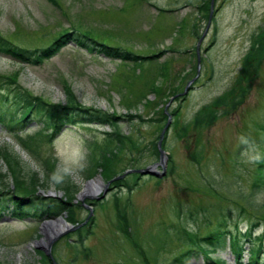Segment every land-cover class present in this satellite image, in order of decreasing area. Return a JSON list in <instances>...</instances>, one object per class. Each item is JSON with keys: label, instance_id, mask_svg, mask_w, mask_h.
<instances>
[{"label": "rangeland", "instance_id": "374dc122", "mask_svg": "<svg viewBox=\"0 0 264 264\" xmlns=\"http://www.w3.org/2000/svg\"><path fill=\"white\" fill-rule=\"evenodd\" d=\"M56 2L0 0V35L22 49L33 50L46 47L61 31L72 32L74 27L105 46L127 52L132 59H112L73 43L40 65L0 54V94L12 96L13 90L21 88L47 103L64 104L66 83L84 107L114 111L124 119L126 114L141 116L147 121H123L121 131L139 142L134 155L142 168L158 161L151 151L165 124L156 122L160 113L172 96L188 88L168 108L172 111L180 106L165 142L167 157L172 158V174L161 180L141 177L131 192L107 191L93 206L86 201L95 203L94 199H84L93 208L92 233L82 244L71 234L76 230L59 236L51 245L57 264H171L192 240L181 227L203 237L219 224L231 231L236 225L242 232L257 224L254 236L263 234L259 264H264V187L253 189L258 168L264 173L259 165L264 153V59L251 89L234 110L220 115L207 129L195 130L191 125L204 105L218 97L231 104L238 96V89L233 90L242 60L253 38L264 30V0L213 1L211 24L199 46V67L195 48L205 32L211 0ZM148 56L154 58H142ZM13 77L15 83H11ZM184 125L188 135L178 138ZM31 126L18 134L29 142L26 148L0 125V149L22 167L25 179L37 173L43 180L46 173L39 160L51 158L57 173L67 174L75 186L73 198L65 196L75 204L88 182L98 177L106 182L100 174L84 180L80 169L88 154L85 140L101 142L103 132H110L108 127L69 126L47 143L38 139L40 129L34 123ZM200 148L204 157L196 165L189 160V153ZM130 157L129 152L116 164L117 170L125 168ZM0 173L5 175L6 188H12L13 180L2 158ZM127 179L133 182L135 178ZM38 195L58 198L65 194L48 182ZM73 210L77 222L86 219L87 208ZM60 217L67 221V214L51 220ZM67 223L80 227L79 223ZM41 227L38 220L2 218L0 264H49L43 257L41 260L42 252L37 249L45 247L40 243L44 239ZM244 248L249 249L246 244ZM192 249L195 254L186 264H211L200 248ZM245 252L240 262L229 250L209 258H219L221 264H247Z\"/></svg>", "mask_w": 264, "mask_h": 264}, {"label": "trees", "instance_id": "16d2710c", "mask_svg": "<svg viewBox=\"0 0 264 264\" xmlns=\"http://www.w3.org/2000/svg\"><path fill=\"white\" fill-rule=\"evenodd\" d=\"M47 1L52 5H57L56 0ZM72 29V32H68L67 30L61 31V33L46 47L33 50L22 49L0 35V54L20 63L40 65L44 61L57 55L68 43H73L75 46L81 47L90 53H101L112 59H119L121 61L132 59L131 55L127 52L120 51L119 48L105 46L88 34L81 33L74 27H72ZM142 58L152 59L154 56ZM263 59L264 30L253 38L242 60L233 90L234 92L237 88L239 92L238 96L233 98L235 101L232 100L231 104H227L226 99L218 97L212 101L211 104L204 105L194 116L191 123L192 128L195 130L199 128L207 129L217 121L220 115L226 116L230 111L234 110L251 89L252 82L258 73L260 63ZM15 81L16 79L13 77L11 83H15ZM64 89L66 94L65 103L56 105L47 103L40 97L33 96L28 91L21 88L13 90L12 96L0 94V125L3 126L8 133L13 134L26 148H29V146H27L29 142H24L25 140L18 136V134L24 133L25 130L32 127L31 125L33 123L40 129L36 132L41 134L38 139L40 141H46L47 143L54 141V139L59 134L63 133L62 131L69 126L108 127L110 132H103L101 142L97 143L90 138L85 140L88 154H86L85 164L80 169V176L84 180H89L95 175L100 174L104 180L108 181L123 173L126 169L140 167V164H137L139 160L135 158L134 155L137 152L139 142L132 140L130 135H126L121 131V123L123 121L131 122L134 119H139L141 122L147 120H144L141 116L131 114L124 115V119V117L118 116L114 111L109 113L93 107H84L77 102L66 83H64ZM226 106H229L230 109H227ZM179 107L169 111L172 117L177 116ZM220 107L223 108L222 112H219ZM160 114L161 118L156 120V122H166L167 116L164 111ZM152 121L153 120H151V122ZM167 133L168 129L162 141V149L165 151ZM187 135L188 127L184 125L181 127L177 137L185 138ZM30 139L31 137H28L27 141ZM157 140L158 137L155 138L151 151V155L155 160H158ZM202 150L203 149L200 148L197 152L189 153V160L196 165L200 164L204 157L201 153ZM129 152L131 157L128 160L127 166L117 170L116 164L128 155ZM8 156L9 153L5 149H0V159L2 158V160L5 161L8 172L13 180V187L6 188V183L3 181L5 175L0 173V187H3L0 188V220L8 216L16 221H25L27 219L42 221L51 217L67 214V221L70 223L80 224L84 221L77 222L74 216L73 208H82L80 203H71L69 200L72 199L65 197L69 195L70 198H73L72 193L76 191V188L70 182V178L67 174L60 175L57 173L53 159L46 158L42 162L36 158L40 161L46 173L43 180L40 179L37 173H32L28 179H25L22 167L19 166L17 162H12ZM168 159L167 176L173 172L171 167V156H168ZM259 165L264 167V153L262 154ZM257 171L258 174L253 184L254 190H259L260 187H264V173L260 168H258ZM130 176L135 177V180H133L134 182H129L127 178H124L114 181L111 186L115 189L121 190L123 188L131 192L138 185L140 178L138 174H131ZM48 182L54 184L55 188L63 191L65 195L62 198L43 197L38 195L37 192L41 188L45 189ZM86 202L93 206L96 205L98 201H95V203ZM93 224L94 219L91 217L84 226L71 234H75L77 236V241L82 244L84 238L91 235ZM256 227L257 224H253L249 229H246L245 232H242L236 225L231 231L224 227H220L219 224L218 227L203 237H199L196 232L181 227L182 232H185V235L188 234L190 240L192 239L189 241L191 244L187 243L183 253L176 257L171 264H186V262L191 259L192 255L195 254L192 247L200 248L201 250L199 251L204 254L211 264H221L219 258H209L211 254H218L226 250H229L238 262L242 261L244 252L247 251V264H259L261 260L260 254L263 251V241L261 239L263 234L261 236H254ZM244 244L249 248L248 250H245ZM39 254L41 260L43 257V259L51 264L49 258L45 257L42 253Z\"/></svg>", "mask_w": 264, "mask_h": 264}, {"label": "water", "instance_id": "95a60500", "mask_svg": "<svg viewBox=\"0 0 264 264\" xmlns=\"http://www.w3.org/2000/svg\"><path fill=\"white\" fill-rule=\"evenodd\" d=\"M212 6H213V0L211 1V8H210L211 10H210L209 19H208V22H207V25H206V28H205V32L201 36V38L199 39L197 47H196L198 65H199V61H200V58H199V44L202 41L206 31L208 30V28L210 26L211 17H212ZM187 90H188V88L185 89L183 94H185L187 92ZM183 94H181V95H183ZM172 100H173V98L165 106V112L166 113H167V107L169 106V104H170V102ZM171 119H172V117L170 115H168L167 122H166L165 126L162 128V130L160 132V135H159V139H158V142H157V148H158V151H159V159H158L157 163H155L153 165H150V166H147V167L142 168V169H136V170L135 169H129V170H126L123 174H121L119 176H116L115 178H113L112 180L106 182L105 184L101 180V187L98 189V192H95V193L89 192V193H86V194L83 193V194L79 195V199H80L81 203L84 204V199H99V198H103L106 195V193L108 191V187H109V185H110V183L112 181L122 179L123 177H125L127 174H130V173H138L141 176H153V177H156L158 179H162L167 174L168 158H167L166 152L162 149L161 144H162V140L164 138L165 131L169 127V125L171 123ZM98 179H101V178L98 177ZM101 188H103L102 195L99 198L95 197L98 193H100V191L102 190ZM85 208H87L89 210V216H91L92 215V208L88 207V206H85ZM87 219L85 220V222L87 221ZM56 220L57 221H61V223H62V225L64 227L62 229L57 230L56 232H53L52 235H48L47 232H46V229H44V225H42V227L40 228V233L44 236V238H46L48 236H49V238L47 239V241H45V243H42V241L40 242L41 244H44L45 247H37V249L42 251L47 257H50L52 264H56V262L51 257V252H50L52 243L59 236L63 235L64 233H66L68 231H73V230H75L77 228V227L75 228V227L70 226L62 218H61V220H60V218L56 219ZM85 222H83V224Z\"/></svg>", "mask_w": 264, "mask_h": 264}, {"label": "bare ground", "instance_id": "6f19581e", "mask_svg": "<svg viewBox=\"0 0 264 264\" xmlns=\"http://www.w3.org/2000/svg\"><path fill=\"white\" fill-rule=\"evenodd\" d=\"M100 187H101V179L93 180L84 186V189L81 194L83 193L86 194L89 192H92V193L98 192V189ZM63 227L64 226L62 225L61 221H57V220L44 223V229H46V232L48 235H52L53 232H56L57 230L62 229ZM48 238L49 236L44 238L42 243H45V241H47Z\"/></svg>", "mask_w": 264, "mask_h": 264}, {"label": "clouds", "instance_id": "9594fccd", "mask_svg": "<svg viewBox=\"0 0 264 264\" xmlns=\"http://www.w3.org/2000/svg\"><path fill=\"white\" fill-rule=\"evenodd\" d=\"M259 159H260V157H259V156H257V157H256V160L258 161Z\"/></svg>", "mask_w": 264, "mask_h": 264}]
</instances>
